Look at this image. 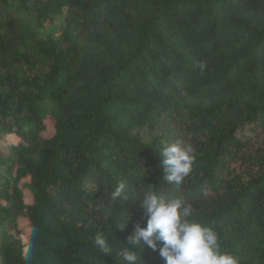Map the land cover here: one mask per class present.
<instances>
[{
  "label": "trees",
  "instance_id": "trees-1",
  "mask_svg": "<svg viewBox=\"0 0 264 264\" xmlns=\"http://www.w3.org/2000/svg\"><path fill=\"white\" fill-rule=\"evenodd\" d=\"M178 141L179 186L159 151ZM149 190L264 264V0H0V264H121L94 236L139 252Z\"/></svg>",
  "mask_w": 264,
  "mask_h": 264
},
{
  "label": "clouds",
  "instance_id": "clouds-1",
  "mask_svg": "<svg viewBox=\"0 0 264 264\" xmlns=\"http://www.w3.org/2000/svg\"><path fill=\"white\" fill-rule=\"evenodd\" d=\"M201 72L206 68L204 62H198ZM165 170L163 180L169 184L181 185L192 172L195 157L191 145L181 142L167 144L160 150ZM125 184H118L111 193L112 201L127 200L129 194ZM146 215V225L136 223L128 244L139 252L123 245L118 252H113V246L104 234L97 232L94 236V246L104 256L115 255L121 264H141L140 253L145 250L159 253L164 264H238V259L221 251L218 234L210 227L192 219L191 206L180 199H166L154 191H144L142 195L133 196ZM132 217L122 218L117 226L125 231ZM28 254V248H24Z\"/></svg>",
  "mask_w": 264,
  "mask_h": 264
},
{
  "label": "rangeland",
  "instance_id": "rangeland-1",
  "mask_svg": "<svg viewBox=\"0 0 264 264\" xmlns=\"http://www.w3.org/2000/svg\"><path fill=\"white\" fill-rule=\"evenodd\" d=\"M163 132V128H156L155 130H150L148 128H144L139 131V135L147 142H150L154 137L160 136Z\"/></svg>",
  "mask_w": 264,
  "mask_h": 264
}]
</instances>
